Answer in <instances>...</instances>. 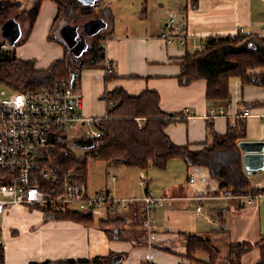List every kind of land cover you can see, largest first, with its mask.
I'll use <instances>...</instances> for the list:
<instances>
[{"label": "crops", "instance_id": "crops-1", "mask_svg": "<svg viewBox=\"0 0 264 264\" xmlns=\"http://www.w3.org/2000/svg\"><path fill=\"white\" fill-rule=\"evenodd\" d=\"M12 1L16 6L23 5L27 13L32 6L31 0ZM105 1L106 59L113 63L117 78L107 81L105 67L82 69L80 111L85 119L106 115L107 91L123 88L138 95L150 89L159 93L163 110L181 114V119L166 128L178 145L198 147L208 138L209 122L225 132L228 124H235L237 116L247 109L251 112L243 120L247 136L240 141L264 142L263 86L244 85L240 77H232L226 114H220L217 108L210 112L206 79L184 85L178 78L185 54L203 49L209 38L239 31L261 36L264 0H199L194 8L190 0ZM57 13L56 2H41L35 22L23 33V42L15 46L17 58L34 60L37 69H47L54 61L64 59V44L51 36L53 30L56 32ZM173 14L178 17L174 22L170 21ZM163 32L174 35V41L164 40ZM98 162L97 169L88 175L90 194L108 189L125 205L103 204L104 214L95 219L93 212L94 220L88 223L55 219L40 209L15 205L0 215V233L7 245L1 264H67L99 256H107L113 264H210L206 252H196L193 260L186 258L183 233L211 241L221 254L218 264H229L231 243L255 244L264 236V197L252 204L245 198L224 197L218 181L204 166H188L183 160L187 180L158 185L154 179L163 176L160 171H150L148 176L145 170L133 166ZM247 174L251 187L264 190V169ZM142 177H147L145 186L140 182ZM147 190L164 199V205L156 208L151 230L143 218ZM200 203L202 211L197 212ZM221 224L224 229L219 230ZM261 258V249L255 246L242 255L241 262L256 264Z\"/></svg>", "mask_w": 264, "mask_h": 264}, {"label": "trees", "instance_id": "trees-1", "mask_svg": "<svg viewBox=\"0 0 264 264\" xmlns=\"http://www.w3.org/2000/svg\"><path fill=\"white\" fill-rule=\"evenodd\" d=\"M42 1L31 0L32 6L28 11L31 14V20L28 29L35 22ZM53 1L58 5L56 23L61 10L69 14L75 13L87 21L105 18L107 7L96 10L94 4L85 5L79 0ZM190 2L194 8L199 0H190ZM145 7L146 2H144L143 10ZM101 31L92 36L88 42V48L81 56H75L69 52L63 39L53 30L51 36L64 44L67 53L64 59L54 61L47 69H37L34 60L16 57L15 46L23 42V37L15 46L4 49L1 46L5 43L0 44V84L16 90L30 91L54 84L60 79H71L72 72L77 71L80 75L83 68L106 67L104 42L107 35L100 34ZM4 41L6 42L5 39ZM79 75L75 80L77 89H79ZM234 76L240 77L244 85L256 84L264 87V36L262 34L253 36L239 31L234 35L209 38L203 49L195 52L188 51L185 54L178 78L184 85L198 79H206V98L210 112L218 109L220 114H226V104L230 100V80ZM113 78H117L114 65L113 70L105 75L107 81ZM105 94L109 102L106 115L93 118L102 137L94 140L86 134L88 142L83 143L84 146L90 147L91 156L94 159L113 165L133 166L142 170L148 169L151 164L157 169L166 170L171 160L183 159L188 166L197 165L208 168L211 177L218 181L220 193H224L227 188H232L231 199L245 201V196L258 191L251 187L243 164V151L239 145L240 140L247 136L246 124L243 121L245 116L239 114L237 116L239 120L235 124H228L225 132L218 131L213 123L209 122L206 142L198 145L201 148H192L190 145L176 144L166 132L170 123L181 119V114H169L163 110L157 91L147 89L138 95H132L123 88H115ZM220 109L224 112L221 113ZM37 155L32 169V184L44 191L47 198L61 194L65 175H72L73 181L84 183L87 193L92 195L87 186L88 160L82 159L69 148L65 133L51 134L49 141ZM43 170H49L57 177L45 179L41 174ZM99 192L107 193L108 189ZM111 205L117 207L115 204ZM39 209L55 219H70L83 223L94 220L93 211L90 209L83 211L72 208L57 212L52 211L49 202L40 205ZM144 216L145 213L143 218ZM222 224L219 230L224 229ZM182 236L187 243V259H195V253L202 251L209 254L210 264H218L221 254L211 241L190 233H183ZM255 246H258L262 253V258L256 264H264V236L255 244L231 243L227 257L229 264H242V255ZM3 259V251H0V264ZM65 263L113 264L107 256Z\"/></svg>", "mask_w": 264, "mask_h": 264}, {"label": "built area", "instance_id": "built-area-1", "mask_svg": "<svg viewBox=\"0 0 264 264\" xmlns=\"http://www.w3.org/2000/svg\"><path fill=\"white\" fill-rule=\"evenodd\" d=\"M106 5L105 0H100L94 3V8L100 10ZM177 18L173 14L170 21L174 22ZM262 35L264 36V25ZM161 37L167 42H173L175 38L167 32H163ZM1 47L5 49L8 45L5 43ZM105 69L106 73L113 70V65L108 60ZM82 104L83 95L70 79H60L54 84L30 91L16 90L0 84V172L3 171L0 173V215L18 204L39 209L40 205L49 202L52 211L57 212L72 209V202L78 204L75 209H90L93 212L101 203L125 205L124 200L115 199L109 192L89 195L86 185L73 181L72 175L64 176L63 191L51 198H47L44 191L32 184V169L38 151L47 144L51 134L66 133L73 127L81 126L85 119L80 111ZM220 112L224 111L220 109ZM250 114L247 109L241 115L246 117ZM88 135L94 140L102 137L99 130H93ZM41 174L45 179L57 177L49 170H43ZM147 181V177H142L140 182L145 186ZM190 181L193 182L194 179ZM221 195L231 199L232 188L225 189ZM262 197L264 190L261 189L245 196L249 204L259 202ZM162 205L163 198L146 191L144 223L149 230L155 222L156 208ZM196 211H202L201 203ZM6 248L0 233V251L4 252Z\"/></svg>", "mask_w": 264, "mask_h": 264}, {"label": "rangeland", "instance_id": "rangeland-1", "mask_svg": "<svg viewBox=\"0 0 264 264\" xmlns=\"http://www.w3.org/2000/svg\"><path fill=\"white\" fill-rule=\"evenodd\" d=\"M147 6V4H146ZM105 8V7H104ZM26 8L22 6H14V8L11 9V12L0 10V44L5 43L2 34H1V28L3 23L6 21L4 20L5 16H11L10 18H14L16 21L19 22L21 29H22V35L27 30V27L30 25V12H24ZM28 18V19H27ZM4 20V21H3ZM71 22L72 24H80L83 25L87 20L81 19L78 17L75 13L69 14L61 10L59 19L57 20L56 24V32L59 35V27L65 23V22ZM105 31V30H104ZM101 31L100 34H104L106 32ZM92 39L91 37H88V42ZM81 127V126H80ZM80 127H73L69 131L65 133V135L68 137V146L70 149L74 150L78 156H81L82 159H87L88 164V175L90 172H94L97 167L100 165L99 160L94 159L92 155V150L90 147L84 146L83 143L88 142V139L86 138V134L91 133L93 130H97V126L95 125L94 119H88L86 125L82 128ZM192 148H201V146H192ZM160 171L163 173V176L159 179H154V182L158 185L163 184V182H166L167 184H173V182L177 181L179 183L184 182L188 178V172L185 170V166H183V160H177L173 159L169 162L166 170H160L155 168L152 164L148 167V169H145V172L148 173L150 171ZM151 177V176H150ZM93 194V193H92ZM118 198V197H116ZM78 204L72 202L70 204V207H77ZM104 205L101 203L94 211L95 219L96 217H99L98 214H104ZM156 219V217H155ZM218 262V261H217Z\"/></svg>", "mask_w": 264, "mask_h": 264}, {"label": "water", "instance_id": "water-1", "mask_svg": "<svg viewBox=\"0 0 264 264\" xmlns=\"http://www.w3.org/2000/svg\"><path fill=\"white\" fill-rule=\"evenodd\" d=\"M85 5H93L100 0H79ZM107 23L102 18H94L86 21L83 25L64 23L59 28V36L67 45L69 52L75 56H81L88 48V37L94 36L102 29L106 28ZM83 30V31H82ZM82 31V33H81ZM85 33V34H83ZM2 37L6 40L8 46H15L22 37V29L18 21L14 18L7 19L1 28ZM87 36V38H86ZM79 72L74 71L71 74V83L75 85L76 77ZM87 123L84 119L82 126ZM239 145L244 151V166L248 173H253L264 169V142L263 141H240Z\"/></svg>", "mask_w": 264, "mask_h": 264}, {"label": "flooded vegetation", "instance_id": "flooded-vegetation-1", "mask_svg": "<svg viewBox=\"0 0 264 264\" xmlns=\"http://www.w3.org/2000/svg\"><path fill=\"white\" fill-rule=\"evenodd\" d=\"M0 2H1L0 3L1 10H3V11L11 12V9L14 8V6H16L15 3L12 0H0ZM10 17L11 16H5L4 19L6 20V19H8ZM82 31H81V33H82ZM83 34H85V33H83ZM86 38H87V36H86Z\"/></svg>", "mask_w": 264, "mask_h": 264}]
</instances>
